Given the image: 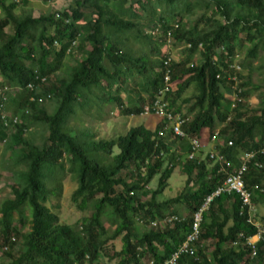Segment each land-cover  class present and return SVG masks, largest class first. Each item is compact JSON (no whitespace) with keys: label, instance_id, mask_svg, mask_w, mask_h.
<instances>
[{"label":"trees","instance_id":"obj_1","mask_svg":"<svg viewBox=\"0 0 264 264\" xmlns=\"http://www.w3.org/2000/svg\"><path fill=\"white\" fill-rule=\"evenodd\" d=\"M17 1L0 0V86L18 88L8 99L9 104L13 99L18 102L17 109L11 112V105L6 109L19 119L9 133L0 118V145L4 144L7 152L14 151L10 158L13 197L0 205V264H103L101 255L109 262L116 260V264H141L144 258L164 263L192 233L194 214L225 177L219 171L220 163L212 160L216 164L208 166L210 153L200 161L187 158L189 137L200 141L215 137L216 155L225 157L232 167L243 162L245 151L264 146V77L259 85L262 105L251 116L245 105L250 71L237 75L241 102L233 101L234 82L227 81L239 39L250 43L247 61L241 62L244 67L253 68L252 60L264 50V0H60L64 1L60 8H56L57 3L49 12L23 11L19 15ZM198 5L201 15L190 27L185 26V16ZM147 19L158 22L149 27L156 30L155 35H145L143 21ZM168 34L172 44L164 53L153 37H165L167 43ZM131 40L150 44L149 53L135 56L127 45ZM173 44H183L184 55L171 62L172 91L166 96L170 108L176 107V98L189 87L194 89L192 96L183 100L196 112L187 126L188 137L174 139L188 148L184 157L171 151L172 134L159 136L162 125L154 130L138 125L117 138L84 139L82 143L69 131L68 121L77 116L79 104L100 90L105 105L118 103L124 116L142 115L144 98L148 103L153 101L164 85V59L172 54ZM74 45L84 58L68 65L66 60L75 54ZM154 52L159 59H150ZM64 66L67 77L56 79ZM135 74L142 77L141 82L131 84L127 94L126 81H134ZM51 100L56 108L49 113L44 104ZM181 110L182 104L174 109ZM29 125L47 130L40 144L28 133ZM100 152L113 156L112 161L100 162ZM66 161L70 164L67 169ZM249 165L245 180L253 190L264 181V170L255 169L253 161ZM177 168L186 176L184 187L175 197L157 202ZM67 170L77 180L73 204L83 212L93 209L90 224L77 233L79 246L73 241V228L62 223L49 205L60 193ZM127 175L132 182L127 181ZM156 178L157 188L150 200H144L146 187ZM53 190L55 196H51ZM254 201L264 205V193L254 192ZM178 203L184 205L183 220L166 228L152 224L154 213L159 219L168 209H172L169 214L181 215L175 208ZM26 208L30 229L23 233L21 229L29 222ZM105 214L114 226L111 234L102 219ZM240 233L250 236L255 229L240 215L239 197L223 194L203 215L199 238L191 244L196 256L183 253L178 264H264L261 244L254 259L249 248L231 245ZM17 238L22 248L16 252ZM118 238L122 248L111 255L106 251L108 243ZM206 242L212 244L210 252Z\"/></svg>","mask_w":264,"mask_h":264},{"label":"rangeland","instance_id":"obj_2","mask_svg":"<svg viewBox=\"0 0 264 264\" xmlns=\"http://www.w3.org/2000/svg\"><path fill=\"white\" fill-rule=\"evenodd\" d=\"M189 1L190 3L193 2V0H189ZM17 2L19 6L16 10V14L18 15L23 13V11L34 12V13L49 12L52 9V7L55 6L57 3L59 4L56 6V8L62 7L64 3V1L60 2V0L59 1L57 0H18ZM200 8H201L200 5L194 7L193 10L195 9L196 10L192 14L185 16L184 21H183V24L185 26L190 27L192 23L201 15L202 11H200ZM0 14H1V11H0ZM155 23H158V22L154 21V23H152L150 19L143 21V31L146 36L147 34H149V31H150L149 27ZM153 39H155V42L159 44L156 46H159L160 49L164 53L168 48H171L170 46L169 47L167 46L165 37L156 36V38L153 37ZM127 45L128 46L131 45L135 56H138L141 53H144V54L146 52L149 53L150 48L148 47L150 44L142 45V43L140 42H134L133 40H131L127 42ZM143 46H146V47L142 49ZM236 46H237L236 51L237 53H239V56H240V63L242 62L243 64L245 61H247L246 60L248 56L247 52H248V48L250 47V43L246 41L245 44H243V42H241V39H239L236 42ZM87 48H89V46H87ZM183 50H184L183 44H173L172 45V52H173V55L176 61L179 60L182 57V55H184ZM74 51H75V54L73 55V57L68 58L66 60V63H68V65H75L79 61V59L84 58L82 55L83 52H81L77 48V45H74ZM149 56L151 60H157L160 57V55L157 52L150 53ZM199 59H201V56L198 54L197 60ZM252 61H253V64H252L253 68L251 67L249 69L248 67H244L242 65L243 72L246 74V73H249L250 71L251 76H252L251 81H250L251 85H248L246 87L248 94L245 97L246 109L250 112L249 116H251V113L253 114V112L259 109V107L262 105V97H261L262 87L261 86L259 87V85H260V82H262V78L264 77V50H260L258 58L253 59ZM135 75L136 76L134 77L135 79L134 81L131 79H128L126 81L127 87L125 88L126 89L125 93L127 94L129 92L128 87L131 84L133 85V83H136L137 81L138 83L141 82L142 77L137 76V74ZM64 77H67V72H65V66L61 71H58L55 78L60 79ZM193 90H194L193 87L192 88L189 87V89L184 91L181 94V96L179 95L177 97V99L179 98V100H181V102L177 103V106L182 104L181 113H183L185 116L190 117L192 121L195 119L196 112L191 109V106H192L191 103H188V102L182 103V101L184 99L191 97L193 94ZM102 92L103 91L101 90L97 91L96 94L92 95L91 98L88 99V101H85L84 103H80L79 104L80 108L77 110V113H76L77 116H72L70 120L68 121L67 128L69 129V131H71L72 134L78 135L81 143L84 141V139H88L89 142H92L94 138L96 140L117 138L120 135L126 134L128 130L134 126H138L142 124L149 125V122L151 120L153 121L152 125L154 129L157 126H159V124L161 123L160 121L157 122V120H159L158 118H156L157 120L151 118L152 116H148L150 118L147 119L146 117H143L144 115L143 116L142 115H132V116L122 115L118 103L112 102L105 106L103 102L104 97H103ZM125 93L123 92L122 94L124 101H126ZM173 97H176V95H174ZM148 100L149 99L147 97L144 98V102L146 104L148 103L147 102ZM17 104L18 102L14 99L10 101L9 105H11L10 107L11 112L17 109V106H16ZM124 104L126 105V102H124ZM44 107H46L48 109V112L51 113L56 108V103L53 102V100H51L47 102L46 104H44ZM28 133L29 134L33 133L34 136L36 137L37 142L42 141L44 139L43 137H46L48 135V132L47 130H45V127L38 126V125L37 126L29 125ZM115 150L116 152H118L117 148ZM13 154H14V151L12 152L8 150L7 152L5 150L4 144L0 145V205L4 199L13 197L11 185L13 184L14 179L12 177V168L10 167L11 166L10 158H11V155ZM99 154L100 155H98L99 156L98 160L100 162L109 163L112 161L113 156L108 157L107 155H103L102 152H100ZM90 155H92V153H90ZM65 165H66L65 166L66 169L70 167V164L67 161ZM132 180H133L132 177L127 175V181L132 182ZM168 182H169V186L166 188V190L161 195L157 196L156 198L157 202H161V201L164 202L166 200H169L175 197L178 191H180L184 187L186 183V176L181 174L180 169L177 168V170H175V172L169 178ZM53 183L55 184V181ZM60 184L62 185L60 193L57 196H55L56 191L55 190L52 191L51 196H55V197L49 200V205L52 207V209H55V212L59 215V220L62 223L73 228V230L75 231V234H71V235H72V238H74L73 241L76 244V246H79L80 243L76 238L77 233L82 232L83 227H86L90 224L89 221L93 213V209L91 208L83 212L79 210L76 207V205L73 204L71 200V196H72L73 191L77 187V180L73 173H70L67 170ZM157 185H158V179L156 178L151 182L149 187H146V190H148V192L144 195L143 197L144 200H150L152 191H154L157 188ZM118 189H121V188L118 187ZM141 201H142V197H141ZM261 205L262 204H258L257 206H258L260 216L263 217L264 207ZM176 206L184 208V205H180L179 203ZM183 208H180V212L185 215ZM26 215H27V219H29V222L27 221L26 226L24 227L20 226V227H23L21 229L23 233H26L30 229V219L31 218L29 215L28 208H26ZM102 219L106 227H108L109 229V234H111L112 229L114 227L112 225L111 217H108L105 214L102 216ZM138 225H139L138 227L141 226V224H138ZM163 225L165 226V228L168 227V224H165L164 222H163ZM16 240L17 241L15 242L14 249L17 252L21 250L22 248L21 247L22 241L20 240V238H17ZM205 245L208 248V252H210L212 248L211 247L212 244H210V242H206ZM121 248H122V241H121V238H118L114 240L113 243L112 242L108 243L106 251H109V254L112 255L113 251L120 250ZM1 252L2 251H0V255L2 254ZM100 260L103 264H105L106 262L108 264H116V260H112V262H109L107 260V257L104 255L100 256ZM150 260L151 258H144L141 264H150Z\"/></svg>","mask_w":264,"mask_h":264},{"label":"built area","instance_id":"obj_3","mask_svg":"<svg viewBox=\"0 0 264 264\" xmlns=\"http://www.w3.org/2000/svg\"><path fill=\"white\" fill-rule=\"evenodd\" d=\"M153 35L156 34V30L149 31ZM167 43L171 47L172 44V35H167ZM191 47V45H188ZM239 55H236L235 59L231 64H229L228 72V80L229 82H234L232 85V98L233 101L241 102L242 89L239 88L241 83V79L237 77L238 72L242 71V65L238 60ZM175 59L173 52L171 55L164 59L165 66V75H164V85L161 87L153 101L145 105L143 114L144 115H153L162 121H164V129L160 130L159 136L163 137L165 135V131H170L175 136L180 138H187L188 132L186 126L190 123L189 117H184L182 113H176L170 108V101L166 99L168 93L172 91V75H171V62ZM222 75L218 74L217 79H221ZM18 88H11L9 86H0V118L4 124V126L8 129L9 133H12L15 125L18 123V117L12 116L7 113L6 105H9L8 99L17 93ZM50 96L47 97L49 99ZM48 101V100H46ZM40 103H44L42 98L39 99ZM190 139V151L187 155L188 159H198V154L201 152L203 146L202 141H200L197 137H189ZM212 139H215L213 137ZM232 144V143H230ZM258 151H250L245 153L244 162L238 168H235L231 171V163L227 161L224 157H219L215 153L210 154V158L214 161H218L222 164V169L219 170L221 173H225L224 180L217 185V187L205 198V201L199 207L197 212L194 214L192 221V233H189L186 237V240L183 242L181 247L175 251L167 260H165L162 264H178V259L180 255L183 253H189L193 256H196V248L192 247L191 244L196 242L199 238L201 223L203 220V215L210 209V206L215 198L223 195V194H236L239 196L241 200V210L242 213H247V221L248 223L254 224L258 230L254 237L248 238L246 240V245L251 247L252 256H255L257 253V242L264 241V226L260 222L255 220V211L256 208L252 201V192L248 189L245 182V175L248 171V162L250 160L256 159ZM259 152L264 154V148ZM164 153L161 154V156ZM255 166L263 167L264 164L260 162H254ZM218 171V172H219ZM258 188V186H255ZM183 220V218L179 216H172L166 219L167 223H173ZM153 225H157L156 222L152 223ZM243 236V234H241ZM14 240V239H13ZM7 249V247L5 248ZM151 264H156L154 260L151 261Z\"/></svg>","mask_w":264,"mask_h":264},{"label":"clouds","instance_id":"obj_4","mask_svg":"<svg viewBox=\"0 0 264 264\" xmlns=\"http://www.w3.org/2000/svg\"><path fill=\"white\" fill-rule=\"evenodd\" d=\"M204 47H203V45L202 44H200L199 45V49L200 50H202ZM236 55H239L238 53L236 54ZM235 55V56H236ZM235 56H234V58H233V61L235 60V59H237V58H235ZM238 59H239V62H240V56L238 57ZM242 65V64H241ZM242 71H243V69H242ZM242 71H240V72H242ZM228 73V72H227ZM239 73V72H238ZM228 75V74H227ZM217 77V76H216ZM222 79V78H221ZM221 79H219V80H221ZM227 81L229 82V80L227 79ZM228 95V94H227ZM232 95V94H231ZM150 103V102H149ZM172 109V108H171ZM173 110V109H172ZM174 111V110H173ZM174 112H176V113H181V112H177V111H174ZM142 115H144L143 113H142ZM144 116H153V115H144ZM155 117V116H154ZM186 117H188V116H186ZM190 118V117H189ZM160 122H161V125H162V128L164 127V121H162L161 119H160ZM190 124V123H189ZM188 124V125H189ZM164 129V128H163ZM163 129H160V130H163ZM186 129H187V126H186ZM160 130H159V132H160ZM172 134L174 137H175V135L173 134V133H171L170 131H165V134L166 135H164L163 137H165V136H167V134ZM192 137H194V136H192ZM212 139V138H211ZM190 140V139H189ZM264 148V146L263 147H261V148H258V149H256V150H252V151H258L257 152V156H256V159H253V160H250V161H253V165H254V167H255V169H257L258 171H263L264 170V165H263V167H258V166H255V164H254V162L256 161V162H260V163H262V164H264V159L262 160L261 159V157H264V154H262L261 152H259L261 149H263ZM250 152V151H249ZM201 153V152H200ZM199 153V154H200ZM211 153H215V154H217L216 152H211ZM210 153V154H211ZM245 153H247V151H245L244 153H242V159H243V162H244V155H245ZM199 154H198V156H199ZM223 157V156H222ZM210 158V157H209ZM225 158V157H224ZM226 159V158H225ZM198 160L200 161L201 160V158H200V156H199V158H198ZM228 161V160H227ZM249 161V162H250ZM216 162H218V161H216ZM216 162H213L212 161V159L210 158V162L208 161V163H210V164H216ZM230 162V161H229ZM249 162H248V170H249V168H250V165H249ZM219 163V162H218ZM241 165V164H240ZM239 165V166H240ZM220 166H221V169H222V164L220 163ZM239 166H237V167H232V165H231V168L229 169V171H231V170H233V169H235V168H238ZM248 172V171H247ZM224 173V172H223ZM224 175H225V173H224ZM246 176V175H245ZM245 182H246V180H245ZM246 185H247V183H246ZM255 186H258V188H255ZM252 189L253 190H251L249 187H248V185H247V187H248V189H250V191L252 192V201H253V204H254V206H255V208H256V211H255V220L257 221V222H260L261 224H263V226H264V216L263 217H261L260 216V214H259V210H258V206H257V204H255V201H254V192H257V191H259V192H261V193H264V181L262 182V183H260L259 185H255ZM236 195V194H235ZM237 196V195H236ZM239 197V196H238ZM239 200H240V198H239ZM261 206H263L264 207V205H261ZM240 207H241V200H240ZM240 215L241 216H245L246 217V220H247V217H248V214L247 213H242V210H241V208H240ZM172 216H179V217H181V218H183L184 219V216H181V215H177V214H174V215H171V216H168V217H166L165 219H164V222H165V224H176V222H173V223H167L166 222V219L167 218H169V217H172ZM163 220V219H162ZM153 222H156L157 223V225H159L160 223H159V221L158 220H154V221H152V223ZM178 222H180V221H178ZM248 222V221H247ZM161 224H163V221H161ZM249 225H251L254 229H255V233L253 234V235H250V236H247L245 233H240V234H238L237 235V241H235V242H233V243H231V245L232 246H234V245H236L237 243L238 244H241L242 245V247H246V248H249L250 249V251L252 252V249H251V247H248L245 243H246V240L248 239V238H251V237H254L255 235H256V233L258 232V230H257V228H256V226L254 225V224H251V223H249ZM164 227V226H163ZM241 234H243V236H241ZM258 244H261L262 246H264V241L262 240V241H258L257 242V244H256V246H257V248H258ZM251 258L252 259H254V256H251ZM167 260V259H166ZM152 261V260H151ZM151 261H150V264H151ZM155 261V260H154ZM155 263H156V261H155Z\"/></svg>","mask_w":264,"mask_h":264},{"label":"crops","instance_id":"obj_5","mask_svg":"<svg viewBox=\"0 0 264 264\" xmlns=\"http://www.w3.org/2000/svg\"><path fill=\"white\" fill-rule=\"evenodd\" d=\"M197 56L198 55H196V59H197ZM178 102H181V100H179V98L177 99L176 98V107H179L180 105H178L177 106V103ZM182 103H183V101H182ZM148 104V103H147ZM145 105H146V103H145ZM106 106V105H105ZM176 107H173V110L174 109H176ZM177 112H180V111H177ZM143 116V115H142ZM143 117H146L147 119H149L150 117H148V116H143ZM151 118H153V119H156L157 117H154V116H152ZM159 119V118H158ZM157 120V119H156ZM158 121H160V119L159 120H157V122ZM192 122V119L190 118V123ZM153 121L151 120L150 122H149V125L147 124H142V125H145L147 128H149V129H152V130H154V127H153ZM161 124V123H160ZM159 124V125H160ZM158 127V126H157ZM156 127V128H157ZM155 128V129H156ZM166 135V134H165ZM168 135H170L169 133L167 134V136ZM174 139H175V137L174 136H172L171 137V139H170V142H171V144H173L172 145V149H171V151L172 152H175L177 155H181V156H185L186 155V153H187V149L188 148H186L185 147V145H184V143L183 142H180V141H176V142H174ZM202 143H203V148H202V150H201V153L199 154V156H200V158L201 159H204L206 156H207V154H209V153H211V152H218V150H217V147H218V143H217V139H210V140H202ZM189 146H190V141H189ZM206 160H207V158H206ZM208 166L210 167V168H212L213 166H214V164H210V163H208ZM162 202V201H161ZM178 205V204H177ZM173 209H174V207H172ZM175 208H178V210H179V213L181 214V216H184V215H182L183 213H181L180 212V208H183V207H179V206H175ZM184 209V208H183ZM172 209H168V211L166 212L167 214H165L164 215V217L163 218H161V219H159V218H157L158 216H157V214L156 213H154V220L156 221V220H158L159 219V225H160V227H162L163 228V224H161V221H163L164 222V219L166 218V217H168V216H171V215H174V214H169L168 212L169 211H171ZM163 219V220H162ZM153 220V221H154ZM165 223V222H164ZM147 227H149V226H147ZM165 227V226H164ZM148 229V228H147Z\"/></svg>","mask_w":264,"mask_h":264}]
</instances>
